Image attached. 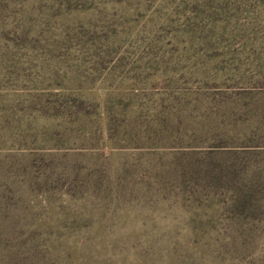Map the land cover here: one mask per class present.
I'll use <instances>...</instances> for the list:
<instances>
[{
  "label": "rangeland",
  "instance_id": "374dc122",
  "mask_svg": "<svg viewBox=\"0 0 264 264\" xmlns=\"http://www.w3.org/2000/svg\"><path fill=\"white\" fill-rule=\"evenodd\" d=\"M124 128L154 140H120ZM0 146L41 166L5 158L10 208L80 210L92 227L54 263L179 264L186 210L209 202L186 195L247 186L264 200V0H0ZM213 163L230 170L223 185L193 171ZM47 168L59 182L42 188ZM260 222L229 264H264Z\"/></svg>",
  "mask_w": 264,
  "mask_h": 264
},
{
  "label": "trees",
  "instance_id": "16d2710c",
  "mask_svg": "<svg viewBox=\"0 0 264 264\" xmlns=\"http://www.w3.org/2000/svg\"><path fill=\"white\" fill-rule=\"evenodd\" d=\"M133 114L131 112L125 115L131 123L136 120ZM115 116L109 112L104 114L107 122L106 137L109 140L116 138L114 137L115 130L111 129V121ZM116 135L120 140H145L144 142L154 140L151 139L145 128L140 130L124 128L119 130ZM28 155L24 152L6 151L4 147L0 146V264H56L54 262L58 260L54 257L56 261H53L50 255L60 254L61 248L60 251L57 248V246L60 247L59 241L68 246L65 251L67 257L74 256L92 242L90 235L92 227L83 224L84 213L80 210H61L58 214L63 220L43 221L42 213L29 215L27 211L19 212L14 207L10 208L11 199L9 198H13L16 191L8 190L9 184L5 179V174L13 169H7L8 167L4 164L7 161L5 158H9L8 161L12 162L19 159L16 156L25 157L28 164L24 171L31 175L34 170L41 169V166L37 165L38 160H34L33 155ZM44 158H41L39 162L50 161ZM192 167L197 175L202 174L203 180L211 179L209 182L216 185H223L225 183L223 179L228 178L230 171L216 163H213L212 167L210 164L208 166L198 164L192 165ZM46 171H48V175L44 177L42 188L47 187L50 183L59 182V178L52 177L48 168ZM197 183L198 187L203 185ZM262 190L264 192V185ZM255 192L253 188L244 186V190L236 189L230 196L227 195L228 192L225 194L213 192L203 194L199 190L186 195L190 200L199 197V200L209 202L193 204L194 207L190 204L186 210L189 220L181 228L185 231V235L183 237L178 235L179 264H209L208 259L214 261V264H229L230 253L238 249L236 245H253L252 240L256 238V233H260L261 228L263 229L261 225L254 224L255 220L257 221L259 215H264V200L259 206L252 203L254 200L259 202L254 197ZM51 215L55 216L52 211L49 216ZM29 216L33 218V221L27 219ZM195 217L199 218L198 221ZM4 218L11 220L6 221ZM78 218L79 220H77ZM215 218H221V220H214ZM260 223L264 224V222ZM181 229L178 228V232ZM48 255L49 257H47Z\"/></svg>",
  "mask_w": 264,
  "mask_h": 264
}]
</instances>
